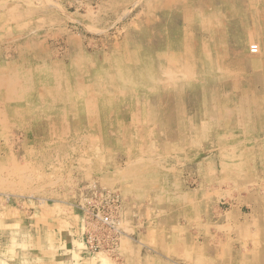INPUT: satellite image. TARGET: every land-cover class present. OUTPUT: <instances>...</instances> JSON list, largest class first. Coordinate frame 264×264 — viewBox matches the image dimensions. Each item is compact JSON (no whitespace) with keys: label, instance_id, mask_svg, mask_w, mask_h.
Listing matches in <instances>:
<instances>
[{"label":"rangeland","instance_id":"obj_1","mask_svg":"<svg viewBox=\"0 0 264 264\" xmlns=\"http://www.w3.org/2000/svg\"><path fill=\"white\" fill-rule=\"evenodd\" d=\"M256 192L264 0H0V197L26 227L54 209L85 245L103 231L86 210L114 194L119 244L91 256L122 263L140 212L256 224Z\"/></svg>","mask_w":264,"mask_h":264},{"label":"crops","instance_id":"obj_2","mask_svg":"<svg viewBox=\"0 0 264 264\" xmlns=\"http://www.w3.org/2000/svg\"><path fill=\"white\" fill-rule=\"evenodd\" d=\"M144 194L137 196L144 198ZM179 194L174 197L178 202L191 198L187 192ZM206 198L209 204L214 200L211 195ZM253 199L256 224L242 223V207L222 211L219 205L209 206L208 222L193 219L188 212L196 209V204L192 210L184 204L173 212L161 210L157 217L144 208L145 212L139 213L142 222L126 225L136 239L130 235L121 242L120 263L104 256L92 257L79 225H66L68 216L53 218L55 210L46 208L45 217L39 218L47 223L26 227L22 210L0 197V264H264V194L256 192ZM36 212L34 216L39 215Z\"/></svg>","mask_w":264,"mask_h":264},{"label":"built area","instance_id":"obj_3","mask_svg":"<svg viewBox=\"0 0 264 264\" xmlns=\"http://www.w3.org/2000/svg\"><path fill=\"white\" fill-rule=\"evenodd\" d=\"M99 203L93 204L86 212L89 217L101 226L102 234L100 236L92 233L87 234L85 246L90 255H96L97 252L105 250L110 251L117 248L119 236L121 234L116 221L118 210V199L110 194H100ZM101 202V203H100Z\"/></svg>","mask_w":264,"mask_h":264},{"label":"bare ground","instance_id":"obj_4","mask_svg":"<svg viewBox=\"0 0 264 264\" xmlns=\"http://www.w3.org/2000/svg\"><path fill=\"white\" fill-rule=\"evenodd\" d=\"M227 34H228V32H227ZM217 57H218V56H217ZM127 62H128V61H127ZM184 63H185V61H184ZM173 64H174V63H173ZM177 64H178V62H177ZM167 67H169V66L167 65ZM167 67H166V68H167ZM170 68H171V67H170ZM170 68H169V70H170ZM171 70H172V73H173V72H174L173 69H171ZM171 70H170V71H171ZM234 70H235V69H234ZM234 70H233V71H234ZM165 71H166V69H165ZM177 71H179V70H177ZM188 71H189V70H188ZM191 71H192V70H191ZM178 73H179V72H178ZM178 73H177V74L175 73V75H178ZM230 73H231V72H230ZM195 74H196V73H195ZM165 75H167V74H165ZM172 75H173V74H172ZM240 75H241V74H240ZM181 76H184V75H181ZM194 76H195V75H194ZM233 76H234V74H233ZM241 76H242V75H241ZM172 77H173V76H172ZM176 77H177V76H176ZM125 78H126V77H125ZM158 78H159V77H158ZM161 78H162V77H161ZM161 78H160V79H161ZM190 79H194V77H193V78H190ZM109 81H110V80H109ZM129 81H130V80H129ZM182 81H183V80H182ZM180 82H181V81H180ZM193 82H194V81H193ZM193 82H192V83H193ZM190 83H191V82H190ZM170 84H171V83H170ZM179 84H180V83H179ZM167 88H168V86H167ZM167 88H166V89H167ZM182 88H183V87H182ZM79 89H80V88H79ZM89 89H90V88H89ZM133 95H134V94H133ZM50 96H51V95H50ZM113 97H114V95H113ZM113 99H115V98H113ZM117 100H118V99H117ZM187 103H188V100H187ZM141 104L143 105V103H141ZM150 105H151V104H150ZM160 105H161V104H160ZM209 105H210V104H209ZM189 106H190V105H189ZM210 106H211V105H210ZM142 107H143V106H142ZM156 108H157V107H156ZM210 109H211V108H210ZM189 111H190V110H189ZM217 111H218V110H217ZM142 113H143V112H142ZM217 113H218V112H217ZM193 116H194V115H193ZM151 117H152V116H151ZM218 117H219V116H218ZM142 118H143V117H142ZM165 119H166V118H165ZM186 119H187V118H186ZM180 121H181V120H180ZM180 121H179V122H180ZM187 122H188V121H187ZM162 123H163V121H162ZM199 123H200V122H199ZM188 125H189V124H188ZM193 125H194V124H193ZM166 126H167V125H166ZM195 126H196V125H195ZM200 126H201V125H200ZM164 127H165V126H164ZM164 127H163V128H164ZM197 127H199V125H197ZM193 130H194V129H193ZM198 130H199V129H198ZM198 132H199V131H198ZM195 134H196V133H195ZM189 137H190V136H189ZM194 140H195V139H194ZM193 142H194V141H193ZM227 203H228V202H227ZM85 221H86V220H85Z\"/></svg>","mask_w":264,"mask_h":264}]
</instances>
